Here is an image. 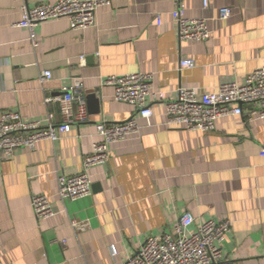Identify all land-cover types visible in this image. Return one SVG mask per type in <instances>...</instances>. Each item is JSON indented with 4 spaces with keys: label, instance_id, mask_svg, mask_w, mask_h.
Instances as JSON below:
<instances>
[{
    "label": "crops",
    "instance_id": "1",
    "mask_svg": "<svg viewBox=\"0 0 264 264\" xmlns=\"http://www.w3.org/2000/svg\"><path fill=\"white\" fill-rule=\"evenodd\" d=\"M54 1L0 0V115L14 111L43 126L58 124L59 106L50 99L80 80L88 120L33 149L0 154V262L122 264L148 236L170 233L187 211L190 230L210 219L232 220L220 243L226 261L264 264V118L227 115L207 133L186 131L166 125L163 101L149 98L151 124L138 117L139 133L111 144L109 160L89 169L91 194L74 201L56 195L57 177L78 173L100 139L95 124L136 113L113 100L105 77L151 72V91L163 90L165 99L180 87L204 93L243 83L264 65V0H207L206 7L204 0H111L85 29L70 28L64 17L35 24L33 46L30 30L17 25L20 7ZM179 3L185 17L206 18L207 41L178 40L172 11ZM224 6L231 13L222 21ZM45 70L51 76L41 81ZM36 194L50 198L53 216H35ZM71 220L81 223L75 228Z\"/></svg>",
    "mask_w": 264,
    "mask_h": 264
},
{
    "label": "built area",
    "instance_id": "2",
    "mask_svg": "<svg viewBox=\"0 0 264 264\" xmlns=\"http://www.w3.org/2000/svg\"><path fill=\"white\" fill-rule=\"evenodd\" d=\"M111 5V0H56L40 2L34 6L21 5V18L18 26L30 30L29 40L37 45L33 27L39 22L64 17L72 29H85L95 25L96 10L100 6ZM207 0L203 6L206 7ZM183 5L172 11L177 24V37L180 42L207 41L212 30L206 18L185 17ZM231 13L228 6L219 9V19L225 20ZM157 23L160 18L157 16ZM83 62V56H80ZM181 65L194 66L193 60L182 59ZM51 72L45 70L41 81L50 78ZM243 83L227 81L216 89L198 93L195 88L180 87L176 97L165 99L164 91H151L153 73L130 72L111 74L102 80L103 85L111 86L112 97L116 102L134 107L136 113L122 122L100 120L95 124L96 134L100 137L92 143L91 151L84 155L81 170L72 175L61 174L57 177L56 195L61 200H78L91 194L92 183L89 169L106 163L110 158L109 146L120 142L140 131L138 117L151 124L153 109L149 98L163 101L165 124L179 126L186 131L207 133L215 128L216 120L227 115H246L247 121L264 118V65L245 75ZM82 87L80 80L63 87L62 95L51 98L59 106L61 121L58 124L49 122L43 126L40 121L24 120L14 111H5L0 115V154L11 155L20 147L35 148L42 140H55L70 131L74 124L88 120L85 98L77 93ZM49 117L52 116L50 113ZM264 156V143L261 145ZM31 208L37 218H49L55 214L50 198L45 194L31 197ZM81 222L71 220L77 228ZM194 219L189 212L182 213L170 233L161 236H148L122 264H233L223 258L220 249L232 229V220L210 219L190 230ZM0 264H2L0 262Z\"/></svg>",
    "mask_w": 264,
    "mask_h": 264
}]
</instances>
